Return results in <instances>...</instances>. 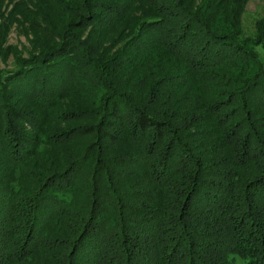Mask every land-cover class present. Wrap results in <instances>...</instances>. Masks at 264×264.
I'll use <instances>...</instances> for the list:
<instances>
[{
	"label": "trees",
	"instance_id": "obj_1",
	"mask_svg": "<svg viewBox=\"0 0 264 264\" xmlns=\"http://www.w3.org/2000/svg\"><path fill=\"white\" fill-rule=\"evenodd\" d=\"M48 1L60 18L20 4L51 34L17 69L0 70V92L45 108L90 89L96 120L60 141L98 140L60 167L29 160L47 140V113L0 99V163L23 171L0 173V264H264V28L244 33L248 0ZM140 4L150 11L131 19ZM108 34L119 44H104ZM129 138L131 152L108 158L107 141ZM125 167L148 183L142 174L122 193Z\"/></svg>",
	"mask_w": 264,
	"mask_h": 264
},
{
	"label": "rangeland",
	"instance_id": "obj_2",
	"mask_svg": "<svg viewBox=\"0 0 264 264\" xmlns=\"http://www.w3.org/2000/svg\"><path fill=\"white\" fill-rule=\"evenodd\" d=\"M22 3H27L28 5L33 7L35 11L40 10L42 12H49L51 14L56 13L55 18H60V12H58V7L56 6V3L52 4L48 0H0V70L17 69V62L23 57H28L31 54L33 55L35 53L38 54L40 47H37L36 45H38V43H40L42 39H47L51 34L48 33L47 29L45 28L44 17L42 18L40 15H37L35 17L36 21L33 20V24H29V22L25 20V17H23V13L20 8V4ZM135 8L136 9L131 19H133L136 15L138 20V16L150 11L148 7L142 6V4L135 6ZM242 19L244 33L246 35H258V37L260 38L259 34L262 33V31L259 33L257 29L260 23L264 28V0H248L245 5ZM121 29L115 28V37L118 39H120L121 36V33L119 32ZM88 30L89 28H85L78 31L82 38H84L88 35ZM262 34L263 35L261 37L264 40V33ZM123 35L121 37H123ZM104 40V44H119V42L113 40L110 34H108L104 38ZM257 50L261 57L264 59V43L259 44L257 46ZM90 84L93 85L94 83L91 82ZM10 88L11 86L9 87V89ZM4 92L5 93H3L2 91L0 92L1 100H4L5 102L10 104L12 103V105L24 107L25 109L32 111L35 118L39 117V115H36L34 112L39 110H41L42 112L44 110V112L47 113V117H50L49 119L45 117L44 123L42 122L43 130L48 129L47 132L43 133V135L46 136L47 140L40 142L36 145L39 152L35 156L28 158L29 160H34L35 157H37L39 160L43 157L44 159H54L57 161V166L60 167V165H65V163L67 164L69 162L70 158L72 157L71 154L73 152H84L85 148L87 149L88 146H91L93 142L98 140L97 135L87 134L84 136H78L73 141L67 144H64L62 141H60V137H62V131L64 129L67 130L69 127L82 126L96 120V100L98 98L92 90H85L83 88H79L75 93H73V95L71 94L70 96H68L69 98H63L61 101L59 99L58 104L54 106H45V108L41 107L39 102L36 101L37 98L35 97L29 98L26 97V95L21 94L17 91L11 94L6 91ZM248 99L250 102V105L248 106L249 108L251 107L252 110H255L259 107L258 101L254 96H250ZM60 112H65L66 116H64L63 121H60V117H62L60 115ZM70 115H76L79 116V118L70 119ZM18 123L25 125L28 129L34 131L32 126L28 124L22 121H18ZM198 131H200V128L196 126L187 128V133L194 135L191 136V143H195L197 141V138L195 137L197 136ZM207 138L208 140L212 141L209 136ZM135 146L136 143L134 139L129 138L128 140L118 145H112L110 142L107 141V144H104V149L106 151V155L109 158L114 155H120L121 153L127 154L131 152L130 150ZM1 149L5 151V149L0 148V153H2ZM43 150L45 152L41 154V151ZM0 160L2 159L0 158ZM84 169H81L83 171V173L81 174V178L83 179V181H85L86 178H89V175L87 173L88 168L84 167ZM118 169L119 173H117V181L119 184L123 185L118 186L119 189H122V193H127V191H129V189L133 187L131 186L133 185V180L137 182H140L142 180V183H148L145 178L147 177L145 176L146 173L139 171L141 173L140 174L137 168L133 169L125 167ZM21 172L23 171L21 168H19L18 163L6 162L4 165L0 163V173H11V176L19 177V174ZM148 175L150 179L151 176L150 174ZM139 176H143L145 180H143V178H141L140 180ZM123 199H127L126 195H124ZM235 264H247V260L242 258L241 256H236Z\"/></svg>",
	"mask_w": 264,
	"mask_h": 264
}]
</instances>
